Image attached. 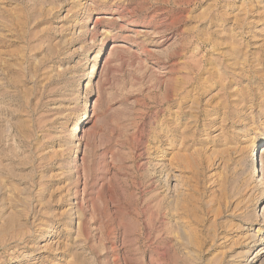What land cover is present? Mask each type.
<instances>
[{"label": "rangeland", "instance_id": "obj_1", "mask_svg": "<svg viewBox=\"0 0 264 264\" xmlns=\"http://www.w3.org/2000/svg\"><path fill=\"white\" fill-rule=\"evenodd\" d=\"M263 136L264 0H0V264H264Z\"/></svg>", "mask_w": 264, "mask_h": 264}, {"label": "bare ground", "instance_id": "obj_2", "mask_svg": "<svg viewBox=\"0 0 264 264\" xmlns=\"http://www.w3.org/2000/svg\"><path fill=\"white\" fill-rule=\"evenodd\" d=\"M89 86H90V85L87 84V89L89 88ZM87 98H88V93L85 94L84 101L87 100ZM263 141H264V136L262 137V142H263ZM253 145H254L253 151L255 152L256 149L259 147V145H258V141L255 140V141L253 142ZM171 162H173V161H171ZM173 168H175V166L173 167L172 163H170V164L168 165V167H166V169H165V175H166V180H167V181H171V180L179 181V180H178V176L175 174V170H174ZM177 183H178V182H177ZM259 232H260V230H258V233H259ZM252 238L255 239V240H257V239H258V234H257V235H254ZM262 253H264V251H263Z\"/></svg>", "mask_w": 264, "mask_h": 264}]
</instances>
